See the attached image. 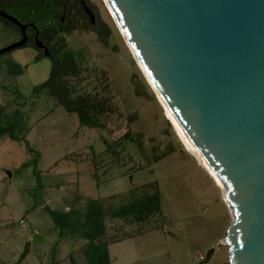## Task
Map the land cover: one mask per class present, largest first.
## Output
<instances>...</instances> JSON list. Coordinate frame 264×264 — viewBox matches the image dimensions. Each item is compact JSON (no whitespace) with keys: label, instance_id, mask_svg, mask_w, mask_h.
I'll return each mask as SVG.
<instances>
[{"label":"rangeland","instance_id":"1","mask_svg":"<svg viewBox=\"0 0 264 264\" xmlns=\"http://www.w3.org/2000/svg\"><path fill=\"white\" fill-rule=\"evenodd\" d=\"M89 2L97 27L110 32L106 44L76 15L52 44L69 40L56 58L69 54L76 73L64 74L59 84L66 100L84 99L96 126L82 124L39 87L51 77V63H34L33 48L0 56V69L20 75L1 80L0 73V125L18 138L0 140V264H87L88 241L77 231L60 233L51 212L82 210L98 199L110 211L156 193L161 211L145 223L107 216L96 243L109 247L114 264H228L222 242L232 217L220 187L186 150L105 2ZM7 11L41 30L58 12L52 0L16 2ZM17 38L0 22V49ZM34 233L44 242L19 263Z\"/></svg>","mask_w":264,"mask_h":264},{"label":"water","instance_id":"2","mask_svg":"<svg viewBox=\"0 0 264 264\" xmlns=\"http://www.w3.org/2000/svg\"><path fill=\"white\" fill-rule=\"evenodd\" d=\"M103 1L186 142L223 187L232 217L228 264H264V0ZM0 17L22 34L1 56L25 46L27 36L16 17ZM43 242L34 233L18 262Z\"/></svg>","mask_w":264,"mask_h":264},{"label":"trees","instance_id":"3","mask_svg":"<svg viewBox=\"0 0 264 264\" xmlns=\"http://www.w3.org/2000/svg\"><path fill=\"white\" fill-rule=\"evenodd\" d=\"M103 30V29H102ZM99 30L97 35L102 43L106 44V37L109 35V30ZM72 65V58L68 54L64 63L55 65L51 72V77L45 81L40 88H47L50 95L57 98L63 107L69 112L76 113L79 121L87 126H96L89 118L87 108L84 105V99L78 97L74 101L66 100L67 93L59 84L60 78L66 73L75 74V69L70 67ZM8 134L12 140H18L10 130L0 126V136ZM30 151H33L30 149ZM39 157V156H38ZM164 157V156H163ZM162 158V157H161ZM160 159V158H159ZM37 162L35 161L33 173L35 171ZM162 198L159 193L148 196L142 200H135L126 205H122L116 209L108 211L105 209L104 203L101 200H89L86 202L83 209H70L69 212L53 211L51 212L52 221L60 233L69 232L77 233L88 241L85 255L87 264H109L108 252L106 244H97L96 240L105 234L106 218L107 216L118 220H130L133 223H145L155 214L161 211Z\"/></svg>","mask_w":264,"mask_h":264},{"label":"flooded vegetation","instance_id":"4","mask_svg":"<svg viewBox=\"0 0 264 264\" xmlns=\"http://www.w3.org/2000/svg\"><path fill=\"white\" fill-rule=\"evenodd\" d=\"M35 2L42 3L46 0H21V1H9V0H1L0 1V11H5L8 14L14 16L12 13L7 11V6L10 4H14L16 2ZM54 3V8L58 10L53 20H56L53 24L49 22L48 26H46L43 30L39 28L32 20L22 21L18 17H16L23 25L26 26L25 34L27 36V44L21 48H33L36 52L35 56L32 58L34 63H37L40 59H47L51 63L50 71L54 69L55 65L58 63L63 64L66 54L62 60H58L56 58L57 51H60L65 44H68L69 40H58L54 44H52L54 36L58 32H65L71 29L74 26V20L72 15H76L77 19H79L80 23L88 24L89 26H93L95 33L97 31L103 29L106 31L107 28L102 25L101 28L97 27L98 15L94 6L89 2L90 0H52ZM52 20V21H53ZM0 22H3L7 26L12 27V29L16 30L18 34V38L12 41L7 46L18 42L22 38V34L20 29L12 24L11 22L0 17ZM40 46V47H38ZM6 47V46H4ZM3 47V48H4ZM18 48V49H21ZM53 49H57L56 51ZM16 50V49H14ZM12 50V51H14ZM9 51V52H12ZM7 52V53H9ZM47 54V55H46ZM2 56V55H1ZM51 75V73H50Z\"/></svg>","mask_w":264,"mask_h":264},{"label":"bare ground","instance_id":"5","mask_svg":"<svg viewBox=\"0 0 264 264\" xmlns=\"http://www.w3.org/2000/svg\"><path fill=\"white\" fill-rule=\"evenodd\" d=\"M106 7H107V6H106ZM107 8H108V7H107ZM108 10H109V8H108ZM109 12H110V10H109ZM110 14H111V16H112L114 22L116 23V26L118 27L119 31L121 32V34H122L124 40L126 41V44L128 45V47H129V49H130V51H131V53H132L134 59H135L136 62L138 63L139 67L141 68V70H142L144 76L146 77L147 81L150 83V85H151L152 88L154 89L153 85L151 84L150 80L148 79L147 75L145 74V72H144L142 66H141L140 63L138 62V60H137L135 54L133 53L131 47L129 46L127 40L125 39V36L123 35L122 31L120 30V27H119V25L117 24L115 18L113 17V15H112L111 12H110ZM154 92L156 93V95H157V97H158L160 103L162 104V106H163V108H164L165 115H166L167 119H168L169 121H171L172 124L174 125V127L176 128V130H177V132H178V134H179V136H180V138H181V140H182V142H183V144H184L186 150H187L189 153H191V154L197 159V161L199 162V164H200L202 167H204L205 170L208 172V174L214 179V181L216 182V184L220 187V189H221V191H222V197H223V187H222V185L220 184V182L218 181V179H217V178H216V177L210 172V170L208 169V167L205 165L204 161L198 156V154L196 153V151L193 150V148L191 147V145L188 144V143L186 142V140H185V136H184L183 132L181 131V129L179 128V126H178L177 123L175 122V120H174V118L172 117L170 111L167 109V107L165 106V104L163 103V101L161 100V98L159 97V95H158V93L156 92L155 89H154ZM223 200H224V198H223ZM224 203L226 204V206H227L228 209H229V206H228V204L225 202V200H224ZM222 243H223V246L226 245V244L224 243V241H223ZM226 246H227V245H226Z\"/></svg>","mask_w":264,"mask_h":264},{"label":"crops","instance_id":"6","mask_svg":"<svg viewBox=\"0 0 264 264\" xmlns=\"http://www.w3.org/2000/svg\"><path fill=\"white\" fill-rule=\"evenodd\" d=\"M27 50H29V48H27ZM35 54L36 53H34L33 55H32V57H31V59L35 56ZM42 60H44V59H40L38 62H40V61H42ZM37 62V63H38ZM0 73H3V75L1 76V80H5V79H10V78H16V77H18V76H20L19 74L18 75H14V74H11L10 72H9V70L8 69H0ZM3 110H0V118H2V115H3ZM1 126V125H0ZM5 136H9L8 134H3V135H1L0 136V140H1V138H3V137H5ZM31 149V148H30ZM201 168H202V166L200 165V164H198ZM205 169V168H204ZM209 175V174H208ZM98 200H100V199H98ZM70 211V210H69ZM68 211V212H69ZM60 212H65V211H60ZM110 246V245H109ZM107 252H108V259H109V264H114L113 262H112V260H111V257H110V253H109V247H107ZM111 262V263H110ZM76 264V263H75Z\"/></svg>","mask_w":264,"mask_h":264}]
</instances>
